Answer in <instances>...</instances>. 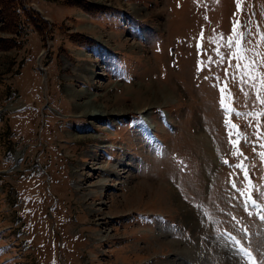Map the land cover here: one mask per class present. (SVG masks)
<instances>
[{"label":"rangeland","instance_id":"obj_1","mask_svg":"<svg viewBox=\"0 0 264 264\" xmlns=\"http://www.w3.org/2000/svg\"><path fill=\"white\" fill-rule=\"evenodd\" d=\"M0 264H264V0H0Z\"/></svg>","mask_w":264,"mask_h":264},{"label":"bare ground","instance_id":"obj_2","mask_svg":"<svg viewBox=\"0 0 264 264\" xmlns=\"http://www.w3.org/2000/svg\"><path fill=\"white\" fill-rule=\"evenodd\" d=\"M94 104H90L89 102H86L82 108H83V113L91 116V117H99L101 115H104V110L98 107H94Z\"/></svg>","mask_w":264,"mask_h":264},{"label":"trees","instance_id":"obj_3","mask_svg":"<svg viewBox=\"0 0 264 264\" xmlns=\"http://www.w3.org/2000/svg\"><path fill=\"white\" fill-rule=\"evenodd\" d=\"M16 2H17V5L20 4V0H16ZM17 7H18L17 10L15 9L16 11H18L19 13H21V12L25 13L26 9H24V5L23 4L21 5V7L20 6H17ZM30 14H31V12L29 13V16H30Z\"/></svg>","mask_w":264,"mask_h":264}]
</instances>
